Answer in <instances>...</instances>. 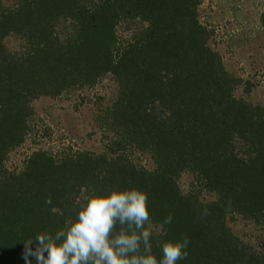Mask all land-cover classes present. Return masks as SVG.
Here are the masks:
<instances>
[{
    "label": "trees",
    "instance_id": "16d2710c",
    "mask_svg": "<svg viewBox=\"0 0 264 264\" xmlns=\"http://www.w3.org/2000/svg\"><path fill=\"white\" fill-rule=\"evenodd\" d=\"M202 3L0 0V264H25L26 245L35 250L38 234L54 235L85 186L147 193L158 259L157 226L171 213L164 239H190L177 264H264V106L248 98L250 81L235 96L242 81L212 49ZM106 78L114 98L96 97L86 119L87 136L101 143L39 148L20 170L6 168L34 131L33 102ZM185 174L189 190L179 187ZM238 220L258 232L252 241L233 231Z\"/></svg>",
    "mask_w": 264,
    "mask_h": 264
},
{
    "label": "rangeland",
    "instance_id": "374dc122",
    "mask_svg": "<svg viewBox=\"0 0 264 264\" xmlns=\"http://www.w3.org/2000/svg\"><path fill=\"white\" fill-rule=\"evenodd\" d=\"M198 10L201 23L213 31L210 39L212 49L220 54L225 69L242 81L235 96H243L244 82L250 81L248 98L253 104L264 106V26L260 22L264 0H203ZM114 89L113 82L106 78L93 89L63 95L55 100L33 102L34 131L22 147L9 154L6 168L9 171L20 170L28 155L39 148H52L54 152L62 153L64 149L89 150L92 145L101 143L97 132L87 136L90 128L86 119L96 108L93 106L96 97L108 95L107 99L113 100L114 96L110 95ZM105 102L110 104L107 100ZM136 161L141 166H148L146 156H140ZM178 183L180 189L189 190V175H182ZM200 195L203 200L209 198L204 191ZM230 226L237 235L250 241L258 234L240 220L231 222ZM249 235H253L252 238Z\"/></svg>",
    "mask_w": 264,
    "mask_h": 264
},
{
    "label": "clouds",
    "instance_id": "9594fccd",
    "mask_svg": "<svg viewBox=\"0 0 264 264\" xmlns=\"http://www.w3.org/2000/svg\"><path fill=\"white\" fill-rule=\"evenodd\" d=\"M147 201V193L136 187H82L75 196L73 214L65 217L62 227L54 235L38 234L35 250L26 245L25 264L30 256L37 264H177L187 259V236L176 241L164 239L168 235L164 226L173 219L171 213L157 226L161 239L156 246L162 256L158 259L153 253ZM45 203L51 205V197ZM52 211L59 212L56 208ZM209 214L205 209L202 216Z\"/></svg>",
    "mask_w": 264,
    "mask_h": 264
}]
</instances>
